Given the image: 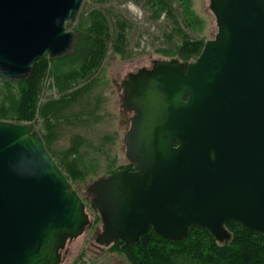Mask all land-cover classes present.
<instances>
[{"label": "water", "instance_id": "1", "mask_svg": "<svg viewBox=\"0 0 264 264\" xmlns=\"http://www.w3.org/2000/svg\"><path fill=\"white\" fill-rule=\"evenodd\" d=\"M82 0H0V78L27 80L43 55L68 54ZM217 31L189 61L153 60L121 82L133 115L124 168L87 185L95 242L136 244L148 230L217 243L226 223L264 237V0H209ZM90 225L84 202L32 125L0 120V264H60Z\"/></svg>", "mask_w": 264, "mask_h": 264}, {"label": "rangeland", "instance_id": "2", "mask_svg": "<svg viewBox=\"0 0 264 264\" xmlns=\"http://www.w3.org/2000/svg\"><path fill=\"white\" fill-rule=\"evenodd\" d=\"M157 1L152 4L151 0H82L74 20L65 23L66 31L75 34L72 50L57 58L45 54L50 63L41 80L35 120L0 119L32 125L84 202L90 225L66 244L60 264H130L121 251L114 250L113 244L100 246L95 242L102 224L99 215L91 209L90 195L86 192L92 181L129 164L123 137L132 112L122 106L121 82L128 73L150 68L153 60L178 59L175 47L183 35L205 42L216 34L209 0ZM188 12L187 26L183 19ZM97 13L110 36L104 56L89 76L67 90H57L56 77L79 69L90 48L95 46L91 27ZM119 36L122 38L117 42ZM78 40L82 41L83 53L74 57ZM16 82L0 78V107H9L10 96H19Z\"/></svg>", "mask_w": 264, "mask_h": 264}, {"label": "trees", "instance_id": "3", "mask_svg": "<svg viewBox=\"0 0 264 264\" xmlns=\"http://www.w3.org/2000/svg\"><path fill=\"white\" fill-rule=\"evenodd\" d=\"M157 2L151 0L152 4ZM97 15L99 18H93L95 22L91 27L94 33L91 39L95 46L90 48L79 69L56 77L54 84L57 90H67L74 83L89 76L104 56L110 36L107 27L102 23L100 13ZM185 15L183 20L186 24L190 20L189 12ZM121 38L122 36H119L116 41H120ZM81 42L78 40L74 57L83 53ZM203 45L202 39H189L185 34L181 43L175 47V55L181 61L193 60L199 55ZM49 63L50 59L46 55L41 56L33 64L30 77L16 82L19 85V96L17 98L10 96L7 100L9 107L6 108L4 105L0 107V119L16 122L35 120L40 84ZM4 83L10 84L8 81ZM131 165L129 163L127 167L132 169ZM226 228L231 233V239L221 245L208 231L199 227L191 228L186 237L180 240H167L148 230L136 244H123L117 240L113 245L114 250L121 251L130 264H264L263 236L246 230L233 221L227 222Z\"/></svg>", "mask_w": 264, "mask_h": 264}, {"label": "flooded vegetation", "instance_id": "4", "mask_svg": "<svg viewBox=\"0 0 264 264\" xmlns=\"http://www.w3.org/2000/svg\"><path fill=\"white\" fill-rule=\"evenodd\" d=\"M126 78V77H125ZM124 80V79H123ZM122 80V81H123ZM123 100V99H122ZM125 109V108H124ZM126 110V109H125ZM127 111H129V110H127ZM131 112V111H130ZM132 115H133V112H132ZM126 168H128V167H126ZM131 168L133 169V165H131ZM129 169V168H128ZM131 170V169H130Z\"/></svg>", "mask_w": 264, "mask_h": 264}]
</instances>
